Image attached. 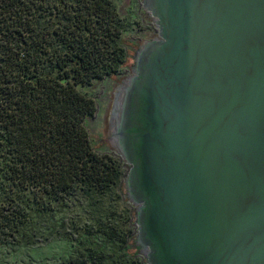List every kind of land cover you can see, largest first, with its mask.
<instances>
[{"label": "water", "instance_id": "water-1", "mask_svg": "<svg viewBox=\"0 0 264 264\" xmlns=\"http://www.w3.org/2000/svg\"><path fill=\"white\" fill-rule=\"evenodd\" d=\"M157 35L116 95L147 264H264V0H142Z\"/></svg>", "mask_w": 264, "mask_h": 264}, {"label": "trees", "instance_id": "trees-1", "mask_svg": "<svg viewBox=\"0 0 264 264\" xmlns=\"http://www.w3.org/2000/svg\"><path fill=\"white\" fill-rule=\"evenodd\" d=\"M127 31L114 0H0V247L58 237L66 264H147L129 251L136 207L127 191L122 212L109 196L128 164L88 126L86 89L122 75ZM78 208L86 219L60 216Z\"/></svg>", "mask_w": 264, "mask_h": 264}, {"label": "rangeland", "instance_id": "rangeland-1", "mask_svg": "<svg viewBox=\"0 0 264 264\" xmlns=\"http://www.w3.org/2000/svg\"><path fill=\"white\" fill-rule=\"evenodd\" d=\"M114 1L118 6L120 14L128 21L125 43L128 47L129 56L120 77L113 76L112 79L99 80L93 86L86 89V91L92 97H95L97 101L96 114L88 120V126L96 146L102 148V150L107 146L105 151L118 158H122L117 148L111 142L114 122L112 111L116 95L119 93L121 86L128 81V78L133 73L135 55L140 45L146 40L152 39L157 34V29L151 15L144 10L142 0ZM128 169L129 166L124 168L123 174ZM122 189L123 191H121ZM122 193L126 194V189L125 183L121 184L120 179L115 185L114 190L109 192L111 201L118 212L124 210ZM60 216H64L67 220L69 218H81L84 220L87 215L81 208H78L73 214H60ZM71 249V245L67 241L58 237L43 241L32 247L20 249L0 247V264H66L68 262L66 259L69 257ZM129 251L137 255L140 254L142 257L144 256L142 251L137 250L135 245Z\"/></svg>", "mask_w": 264, "mask_h": 264}, {"label": "flooded vegetation", "instance_id": "flooded-vegetation-1", "mask_svg": "<svg viewBox=\"0 0 264 264\" xmlns=\"http://www.w3.org/2000/svg\"><path fill=\"white\" fill-rule=\"evenodd\" d=\"M157 35V34H156ZM155 37V36H154Z\"/></svg>", "mask_w": 264, "mask_h": 264}]
</instances>
